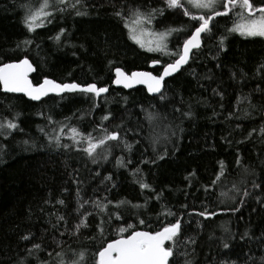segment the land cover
Returning <instances> with one entry per match:
<instances>
[{
  "label": "trees",
  "instance_id": "1",
  "mask_svg": "<svg viewBox=\"0 0 264 264\" xmlns=\"http://www.w3.org/2000/svg\"><path fill=\"white\" fill-rule=\"evenodd\" d=\"M33 2L0 0V62L29 57L37 67L34 83L44 77L60 82H97L109 86V91L99 98L66 93L63 99L49 95L35 102L0 90V120L18 124V129L0 134V264H17L33 243L47 251L34 252L28 264H59L82 251L87 254V264H95L93 254L105 242L119 238L117 221L105 226L102 236L94 227L103 216L99 209L91 204L79 212L77 209L83 200L105 197L113 202L109 205L113 213L117 211L115 202H130L119 208L121 226L126 227L127 221L137 230L156 231L181 218L182 237H194L196 244L180 247L178 264L186 259L180 253L191 252L193 247L194 254L187 257L193 264H262L264 135L259 129L264 128V71L258 69L264 65V38L230 31L238 20L235 11L216 17L211 33L203 35L202 46L193 51L187 66L165 81V99L161 100L160 94L152 96L142 86L114 88V71L120 67L129 74L138 70L160 74L165 64L178 58L176 53L194 31L196 22L189 16L167 8L161 0H82L79 7L86 15L77 16L69 9L57 13L51 23L29 31L24 6ZM122 6L163 9L154 20L156 27L163 29V24L170 23L187 31L173 32L171 53L168 58L161 57L129 38L125 21L115 15ZM61 29L66 31L56 41ZM222 36L226 39L221 47ZM25 40L31 43L25 45ZM154 59L161 65L151 67ZM189 111L191 116L183 115ZM108 112L111 119L102 121ZM149 114L159 118L149 119ZM100 124L109 131L122 124V136L126 131L124 138L133 144L132 150L123 143L112 146L107 159L94 164L77 148H58L49 140V135L60 136L62 143L72 144L71 127L99 138ZM64 125L68 127L61 133ZM252 129L257 131L245 139ZM237 158L255 176L245 175ZM221 162L225 173L213 184ZM136 168L140 171L135 172ZM107 176L111 179H104ZM138 181L151 188H141ZM252 181L261 183V188H253ZM244 189L251 195L244 197ZM205 209L216 215L199 216ZM85 212L93 213L87 217L91 227L72 235ZM59 216L65 220L60 221ZM140 219L145 220L143 225L138 224ZM245 231L250 236L241 239ZM26 235L32 237L31 242L22 239Z\"/></svg>",
  "mask_w": 264,
  "mask_h": 264
},
{
  "label": "snow or ice",
  "instance_id": "2",
  "mask_svg": "<svg viewBox=\"0 0 264 264\" xmlns=\"http://www.w3.org/2000/svg\"><path fill=\"white\" fill-rule=\"evenodd\" d=\"M82 6V0H34L33 3L25 5L26 15L24 23L28 27L29 31H35L37 28L42 27L44 23H51L53 19L56 18L57 13H64L69 9L75 11V15L81 16L86 15L85 12L80 10ZM165 6L169 9H179L184 16H189L193 21L196 22L194 25V31H192L188 38L184 41L182 50L177 52V59L174 61L165 64L163 71L159 75H153L150 71L144 72H132L130 75L123 71L122 68L117 67L115 69V79L113 83L115 85H122L125 88H131L134 84H146L148 91L151 93H159L160 99H165L162 89L164 88L165 77L172 75L177 72L183 65L187 64L193 49H199L201 47V37L202 34L211 33L213 21L216 17L227 16L230 12L235 11V14L241 18V22L235 24L230 30L232 32H239L241 35L246 36H261L264 37V0H259L257 3L256 0H165ZM192 9L199 10L198 13H194ZM223 9V10H220ZM157 14H163V9L151 8L147 11L143 10L141 6L136 7H121L115 12V15L125 21V26L129 28V38L136 41L140 44L141 47H144L140 39V35L143 34L142 26L144 24H151L152 20L155 19ZM131 21V23H129ZM140 26L141 30L138 34V27ZM182 29L170 28L165 32L159 33V42H157L155 48L149 47L148 51H161L163 52L166 48L164 43L167 36L171 35L173 32H179ZM65 29H61L60 32L54 37L56 41H59L61 36L64 35ZM226 37L220 38V46H223L224 40ZM31 41L25 40L24 44L28 45ZM19 47V45H17ZM161 61L159 59L152 60V64L158 65ZM36 69L33 67L32 63L27 57L19 59L15 62H0V90H3L5 93H24L26 96L31 98L34 101H39L43 97H48L49 94H56L62 99L64 98L63 94L72 93V94H90L95 98L101 97L102 94L108 93L109 86L103 85L99 86L97 82L89 83H79L75 80L71 82H57L55 79H49L44 77L42 82L33 84L32 80L29 79V73L35 72ZM258 71H264V65H261ZM235 75V73H233ZM218 95H223L222 93H217ZM253 108L256 105H251ZM179 111V109H176ZM185 116H191L192 113L186 112L183 113ZM231 115V113H230ZM111 112H108L101 119L102 121H108L111 119ZM159 118L157 114H149V119ZM166 119V117L161 118ZM51 120V117H49ZM68 127L64 125L61 127L60 131L63 133V128ZM101 129L102 135L97 138L92 135V133H82L76 127H71L70 132L71 136L69 139L72 141V144L62 143L60 136H51L49 135L50 141H55L56 146L63 147L64 149L77 148L78 151L84 152L88 157L92 159V163H99L100 160H106L107 155L110 154L112 146H119L123 143V146L131 151L133 144L129 143L124 137L126 136V131L122 136L123 125H115L111 131L107 127H104L103 124L97 126ZM239 127V125H237ZM18 129V124L8 120H0V134H4L6 130H16ZM43 132V129H41ZM95 131V129H94ZM182 131V129H181ZM257 131L252 129L251 132L247 134L245 139L251 137L252 133ZM260 133L264 135V128L259 129ZM8 135H11V132H7ZM175 135L173 131L171 133ZM115 142V145H110L108 142ZM243 142V141H241ZM25 144H28V141H24ZM85 144L83 148H79L80 144ZM138 143V141H137ZM156 141H153L155 144ZM102 149V151H98ZM155 150V149H154ZM166 154V152H165ZM163 159V155L158 157ZM130 162V161H129ZM149 162V161H146ZM155 163V161H150ZM121 165H124L123 158L120 160ZM237 165H241L243 173L245 175L255 176V172H249V169L246 165L241 164V160L237 158ZM140 169L136 168L135 172H139ZM225 173V166L221 162L219 175L216 177L212 183L215 184L216 181L220 179ZM99 173H97L98 175ZM104 179L110 180L111 176H107ZM247 182V181H245ZM79 183V181H77ZM141 188L150 189L151 185L138 181ZM264 183V180L261 181ZM261 183H256L252 181V187L255 189L261 188ZM237 194H241V189L233 184ZM153 191H155L153 189ZM77 195H79V190H77ZM223 196H227V193H221ZM242 195L247 197L251 193L244 189ZM159 199V196L156 197ZM259 199V197H256ZM231 199L235 200V196H232ZM59 204L63 205L64 200H59ZM126 203L127 201H118L115 202V207L117 211L113 213L109 209V205L113 204L112 201L107 200L105 197L103 200L96 198L93 200H83L82 203H79V209L84 208L85 204H91L94 209H99V213L103 214L101 220L95 224V229L100 232L103 236L105 226H111L113 220L117 221V239L105 242V244L100 247L94 254L95 264H178L176 259L177 252L181 246L186 247L187 245H195L196 240L194 237H182V225L181 218L175 220V222L169 223L168 225L162 227L156 231H144L137 230L135 225L127 224V221H124V224L127 225L121 226L119 221L123 217L119 213V208ZM239 203L243 205L244 201L240 200ZM133 207H141V205H133ZM238 208H233L232 211H238ZM201 217H214L215 212H208L207 209L198 213ZM93 216L92 212L81 213V218L77 224H75L72 235H78L81 228L91 227L87 222V217ZM60 221H64V216H59ZM95 219V217H93ZM145 220H138V224L143 225ZM53 227H56L53 225ZM227 231V229H225ZM127 233V235H125ZM63 235V233L61 234ZM250 234L248 231H245L240 237L244 239L249 237ZM234 238V237H230ZM23 240L31 242L32 237L26 235L22 237ZM92 239H95L94 237ZM61 246V245H58ZM224 248H229L227 242L223 245ZM27 256L22 260L18 261L17 264H28V257L33 256V253L40 251H47L42 249V246L38 243H33L31 249H27ZM195 248H192L191 252L184 251L180 254L186 257L184 264H193L191 259L187 257L193 255ZM47 255L51 256L50 252ZM57 255H60L59 253ZM87 254L86 252H78L72 256H69L67 261L61 259L59 264H87ZM39 260V257H36ZM249 259H252L249 257ZM262 264H264V257L260 258ZM39 264H46V262L40 261ZM235 264V261L232 262ZM245 264H248V261H245Z\"/></svg>",
  "mask_w": 264,
  "mask_h": 264
},
{
  "label": "rangeland",
  "instance_id": "3",
  "mask_svg": "<svg viewBox=\"0 0 264 264\" xmlns=\"http://www.w3.org/2000/svg\"><path fill=\"white\" fill-rule=\"evenodd\" d=\"M31 1H33V0H31ZM257 1L259 2V0H257ZM193 10H195L196 12L199 11V10H196V9H193ZM154 20L155 19L152 20V23L151 24H144L142 26L143 34L140 35V39H141L142 43L144 44V47H141L140 44H138L136 41H134V40L131 39L140 48H142V49H144L146 51H148V48L149 47L155 48L157 42H159V36H158L159 33L165 32L166 30L170 29L169 27H167L168 29L167 28H163L162 29L161 27H156V25L154 23ZM240 22H241V18L238 17V20L235 22V24H238ZM45 24H47V22ZM137 27H138V34H139V31L141 30V28H140V26H137ZM171 28H174V27H171ZM181 29H182L181 31H183V32L187 31V30H185V28H181ZM236 33H238L239 35H241L239 32H236ZM241 36H243V37H261V36H246V35H241ZM170 38H171V35H169V36L166 37V39L164 41V43L166 44V48L164 49L163 52H161V51H148V52L156 53V54H159L161 57L168 58L169 55H170L169 53H171L170 50L172 48L171 46H169L170 45V42H171ZM261 38H264V37H261ZM182 46H183V44H182Z\"/></svg>",
  "mask_w": 264,
  "mask_h": 264
},
{
  "label": "water",
  "instance_id": "4",
  "mask_svg": "<svg viewBox=\"0 0 264 264\" xmlns=\"http://www.w3.org/2000/svg\"><path fill=\"white\" fill-rule=\"evenodd\" d=\"M203 35L204 34H202V37H201V46H202V43H203ZM194 50H196V49H193L192 50V54H193V51ZM192 54H191V56H190V59H191V57H192ZM23 58H25V57H23ZM23 58H21V59H23ZM28 59H29V61L32 63V65H33V67L37 70V67H36V65L33 63V61L29 58V57H27ZM190 59H189V61H190ZM15 61H17V60H15ZM15 61H11V62H15ZM189 61H188V63H189ZM187 63V64H188ZM161 64V63H160ZM160 64H158V65H153L152 64V62H151V64H150V66L151 67H153V68H155V67H157V66H159ZM187 64H185V65H183L177 72H175V73H173L172 75H170V76H168V77H165V81L168 79V78H170L171 76H173V75H175V74H177L179 71H181L185 66H187ZM124 71V70H123ZM144 71H148V70H138V71H133V72H144ZM162 71H163V69H162ZM36 72V71H35ZM35 72H31V73H29V79L30 80H32V82H33V84H36V83H34V81H33V78H32V76L35 74ZM126 72V71H125ZM150 72H152V71H150ZM127 73V72H126ZM153 73V75H159V74H155L154 72H152ZM162 73V72H161ZM160 73V74H161ZM114 74H115V71H114ZM129 74V73H128ZM131 74V73H130ZM129 74V75H130ZM47 78H49V77H47ZM44 79V78H43ZM49 79H52V78H49ZM115 79V78H114ZM43 81V80H42ZM41 81V82H42ZM114 81V80H113ZM165 81H164V84H165ZM57 82H60V81H57ZM112 86L114 87V88H123V89H125V90H129V89H133V88H136V87H139V86H142V87H145L146 88V90H147V92L150 94V95H152V96H155V95H159V93H151V92H149L148 91V87H147V85L146 84H134L133 85V87H131V88H125V87H123L122 85H115L113 82H112ZM3 91V90H2ZM162 91H163V89H162ZM4 92V91H3ZM5 93V92H4ZM9 94H16V95H22V96H24V97H26L27 99H29V100H31V101H34V100H32L31 98H29L28 96H26L24 93H9ZM66 94V93H65ZM107 93H105V94H102L101 96H104V95H106ZM49 95H56V94H49ZM64 95V94H63ZM58 96V95H57ZM44 98H46V97H43L41 100H43ZM41 100H39V101H41ZM35 102H38V101H35ZM144 231H146V230H144Z\"/></svg>",
  "mask_w": 264,
  "mask_h": 264
},
{
  "label": "flooded vegetation",
  "instance_id": "5",
  "mask_svg": "<svg viewBox=\"0 0 264 264\" xmlns=\"http://www.w3.org/2000/svg\"><path fill=\"white\" fill-rule=\"evenodd\" d=\"M161 1H162V3H165V0H161ZM167 24H168V25H167ZM169 24H170V23L163 24V25H165V26H163V28H167V27L171 28L172 25H169ZM173 27H174V26H173ZM167 29H168V28H167ZM165 30H166V29H165ZM181 50H182V47H181ZM164 66H165V65H164ZM164 66H163V67H164ZM163 67H162V69H163ZM162 69H161V72H162ZM161 72H160V73H161Z\"/></svg>",
  "mask_w": 264,
  "mask_h": 264
}]
</instances>
